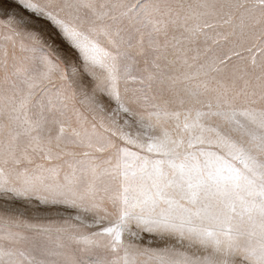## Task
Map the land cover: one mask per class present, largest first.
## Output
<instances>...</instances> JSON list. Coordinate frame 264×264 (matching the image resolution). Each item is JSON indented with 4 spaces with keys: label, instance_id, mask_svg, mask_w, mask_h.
<instances>
[{
    "label": "snow or ice",
    "instance_id": "snow-or-ice-1",
    "mask_svg": "<svg viewBox=\"0 0 264 264\" xmlns=\"http://www.w3.org/2000/svg\"><path fill=\"white\" fill-rule=\"evenodd\" d=\"M0 264H264V0H0Z\"/></svg>",
    "mask_w": 264,
    "mask_h": 264
},
{
    "label": "rangeland",
    "instance_id": "rangeland-1",
    "mask_svg": "<svg viewBox=\"0 0 264 264\" xmlns=\"http://www.w3.org/2000/svg\"><path fill=\"white\" fill-rule=\"evenodd\" d=\"M40 23L41 24H44L43 21H41ZM45 38L46 39H52V40L55 41V43L60 44L62 47H64V45L62 44L59 36L58 35H55L54 30H52L50 27H48V30H47V32L45 34Z\"/></svg>",
    "mask_w": 264,
    "mask_h": 264
}]
</instances>
